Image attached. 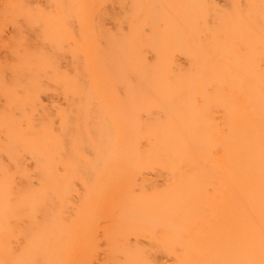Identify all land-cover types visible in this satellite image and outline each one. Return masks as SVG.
Returning <instances> with one entry per match:
<instances>
[{
  "label": "bare ground",
  "instance_id": "bare-ground-1",
  "mask_svg": "<svg viewBox=\"0 0 264 264\" xmlns=\"http://www.w3.org/2000/svg\"><path fill=\"white\" fill-rule=\"evenodd\" d=\"M0 264H264V0H0Z\"/></svg>",
  "mask_w": 264,
  "mask_h": 264
}]
</instances>
